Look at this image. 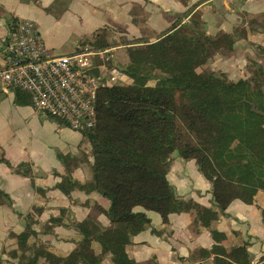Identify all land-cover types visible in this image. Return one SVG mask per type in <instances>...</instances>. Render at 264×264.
<instances>
[{
	"label": "crops",
	"instance_id": "1",
	"mask_svg": "<svg viewBox=\"0 0 264 264\" xmlns=\"http://www.w3.org/2000/svg\"><path fill=\"white\" fill-rule=\"evenodd\" d=\"M194 18L207 36L225 34L230 45L229 50L216 52L205 68L225 74L232 82L253 80L257 74L254 65L263 64L264 0H0V69L6 65L2 44L15 21H33L50 53L63 56L76 53L81 45L89 46L101 30L121 29L131 40L155 42L175 22L182 30L192 26ZM54 28L60 32L56 34ZM61 34L77 39L62 53L64 44L55 42V35ZM17 92L0 88V160L13 167L29 164L33 176L16 174L0 161V191L12 200L11 206L0 204V259L4 264L9 260L19 264L4 251L17 248V236L28 225L37 235L30 243L65 258L82 240L77 224L91 217L103 228L112 226L105 213L109 200L79 189L67 196L57 188L68 171L76 182L92 183L94 145L80 131L37 113L31 97ZM171 161L168 180L175 195L216 210L212 184L200 173L197 162L175 154ZM263 211L264 190L258 191L253 204L233 201L212 224V230L225 235L216 243L211 231L196 222L194 212L171 214L164 223L160 214L137 207L135 212L145 213L150 226L125 250L137 264H213L216 245L227 251L247 246L251 264H261ZM92 247L96 255L102 253L98 242ZM39 264L48 263L40 260ZM100 264H113L111 256Z\"/></svg>",
	"mask_w": 264,
	"mask_h": 264
},
{
	"label": "trees",
	"instance_id": "2",
	"mask_svg": "<svg viewBox=\"0 0 264 264\" xmlns=\"http://www.w3.org/2000/svg\"><path fill=\"white\" fill-rule=\"evenodd\" d=\"M112 45L107 36L97 35L78 51L103 52L114 49ZM124 45L129 64L121 70L129 83L101 89L95 126L81 131L94 145L93 181L82 185L68 171L57 185L67 196L79 189L109 200L105 213L112 226L103 228L91 217L77 224L82 240L69 256L60 258L30 243L37 235L28 225L17 236V248L4 251L9 259L19 264L40 260L100 264L110 255L113 264H137L125 247L150 226L145 213L135 212L137 207L160 214L164 223L171 214L194 212L196 222L221 243L225 235L212 230V224L233 201L253 204L258 191L264 190V49L260 51L263 64L254 65L256 77L232 82L225 74L205 68L216 52L230 49L227 36H207L197 18L182 30L175 22L155 42L131 40ZM110 63L111 70L117 69ZM176 153L197 162L212 184L216 210L175 195L168 173ZM0 161L16 174L33 176L29 164L13 167L3 158ZM0 204L12 205L2 191ZM93 242L101 245V254L94 253ZM213 251L217 254L213 264H251L247 246L227 251L216 245Z\"/></svg>",
	"mask_w": 264,
	"mask_h": 264
},
{
	"label": "built area",
	"instance_id": "3",
	"mask_svg": "<svg viewBox=\"0 0 264 264\" xmlns=\"http://www.w3.org/2000/svg\"><path fill=\"white\" fill-rule=\"evenodd\" d=\"M2 49L6 65L0 69V88L28 94L37 113L75 131L95 126L101 89L129 83L123 70L108 67L114 49L53 55L30 20L11 24Z\"/></svg>",
	"mask_w": 264,
	"mask_h": 264
},
{
	"label": "rangeland",
	"instance_id": "4",
	"mask_svg": "<svg viewBox=\"0 0 264 264\" xmlns=\"http://www.w3.org/2000/svg\"><path fill=\"white\" fill-rule=\"evenodd\" d=\"M55 33L57 34L60 32L59 28H54ZM185 34V33H184ZM100 36H107V40L109 43L113 44L114 50L110 53V57L112 58V61L110 64H112L114 67H117L118 69L124 68L129 64V56H128V46L124 45L128 41H131V39L124 34V31L121 29H112L108 28L105 30H101L99 33ZM55 42L57 43H63V47L61 49V53L67 50V46L76 42V36H71L69 37L67 34H61L60 36L55 35ZM148 40V39H146ZM79 45V44H78ZM77 45V46H78ZM53 52V51H52ZM55 55V52H53ZM156 81L152 80L150 82L151 85L155 84ZM87 141H90L87 139ZM176 156L178 155L177 153L175 154ZM19 260H16L18 262ZM9 264H14L12 262H9Z\"/></svg>",
	"mask_w": 264,
	"mask_h": 264
}]
</instances>
